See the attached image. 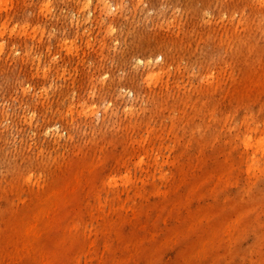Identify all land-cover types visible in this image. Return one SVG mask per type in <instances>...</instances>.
I'll return each mask as SVG.
<instances>
[{
	"label": "rangeland",
	"instance_id": "1",
	"mask_svg": "<svg viewBox=\"0 0 264 264\" xmlns=\"http://www.w3.org/2000/svg\"><path fill=\"white\" fill-rule=\"evenodd\" d=\"M0 264H264V0H0Z\"/></svg>",
	"mask_w": 264,
	"mask_h": 264
}]
</instances>
